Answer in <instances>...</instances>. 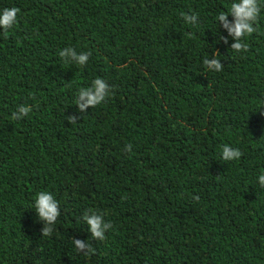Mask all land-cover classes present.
Instances as JSON below:
<instances>
[{"label":"trees","instance_id":"16d2710c","mask_svg":"<svg viewBox=\"0 0 264 264\" xmlns=\"http://www.w3.org/2000/svg\"><path fill=\"white\" fill-rule=\"evenodd\" d=\"M233 2L0 0L20 10L0 28V264H264V0L247 51L216 19ZM97 78L109 95L81 111ZM85 215L112 223L103 241Z\"/></svg>","mask_w":264,"mask_h":264},{"label":"clouds","instance_id":"9594fccd","mask_svg":"<svg viewBox=\"0 0 264 264\" xmlns=\"http://www.w3.org/2000/svg\"><path fill=\"white\" fill-rule=\"evenodd\" d=\"M19 9L13 7L11 9L5 8L2 13H0V28L4 30L5 36L8 33V30L11 29L17 22V14ZM261 13V7L258 3V0H239V2H233L229 8V12H220L216 19L223 23L224 28L228 30L229 35L233 36L238 42L232 45V48L236 51H239L243 48L245 51L248 50V44L244 43L243 45L239 42L241 38L246 36H251L256 32V28L253 26L257 23L258 18ZM231 14L234 17V22L229 23L228 15ZM182 17L185 21L195 22L196 16L191 17L186 16L182 13ZM226 42V41H225ZM60 57L71 56L76 62L83 66L86 65L90 53H81L79 56L76 55V52L73 48L68 47L59 52ZM204 65L208 69L215 70L219 72L222 70L221 65L218 63V59H213L210 62L205 59ZM92 88H81L79 90V100L76 103L79 104L80 110L83 111L85 108L91 106L95 108L101 102L105 101L106 97L109 95L110 89L108 84L102 79L97 78L92 82ZM80 101H85V103H80ZM30 106L21 105L18 107L20 116L12 115L13 120H20L24 116H27L31 111ZM69 123H75V117L68 118ZM125 152L132 151V145L127 144L124 149ZM242 156V153L239 149H233L229 145H224L222 148V159L224 161L238 160ZM261 187H264V174L259 176ZM194 201H198L199 197L194 196ZM35 211L38 213L39 218L46 222V226L43 230V236H50L53 231V225L57 221L58 216L60 215L59 203L56 201L54 196L47 192H39L35 199L34 204ZM84 219L87 220L88 225L90 226L91 235L93 238L103 241L105 239V232L110 230L113 225L112 223H102L101 215H92L84 216ZM77 252H82L87 249V254L90 255L93 253V247L90 243H83L79 240L73 242Z\"/></svg>","mask_w":264,"mask_h":264}]
</instances>
